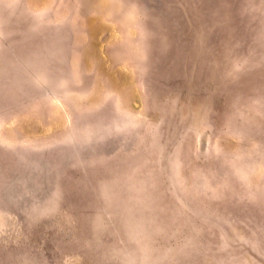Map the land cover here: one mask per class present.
<instances>
[{
	"label": "rangeland",
	"instance_id": "rangeland-1",
	"mask_svg": "<svg viewBox=\"0 0 264 264\" xmlns=\"http://www.w3.org/2000/svg\"><path fill=\"white\" fill-rule=\"evenodd\" d=\"M0 264H264V0H0Z\"/></svg>",
	"mask_w": 264,
	"mask_h": 264
}]
</instances>
